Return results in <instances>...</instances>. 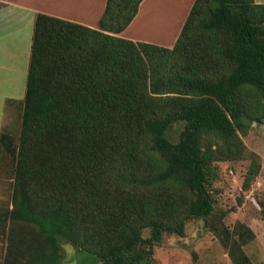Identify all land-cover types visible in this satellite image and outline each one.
Returning a JSON list of instances; mask_svg holds the SVG:
<instances>
[{
	"label": "trees",
	"instance_id": "trees-1",
	"mask_svg": "<svg viewBox=\"0 0 264 264\" xmlns=\"http://www.w3.org/2000/svg\"><path fill=\"white\" fill-rule=\"evenodd\" d=\"M141 1L106 0L97 28L36 14L20 133L0 130L1 264H65L61 239L99 264H148L190 219L252 264L253 232L217 218L210 173L245 157L241 134L264 122V3L194 0L166 47L116 35Z\"/></svg>",
	"mask_w": 264,
	"mask_h": 264
},
{
	"label": "rangeland",
	"instance_id": "rangeland-1",
	"mask_svg": "<svg viewBox=\"0 0 264 264\" xmlns=\"http://www.w3.org/2000/svg\"><path fill=\"white\" fill-rule=\"evenodd\" d=\"M189 1L164 0L160 3L161 6L165 5L168 11L174 9L169 22L172 29L176 27L173 36L176 31L179 34L183 25V21L181 24L180 21L188 8ZM151 5L153 3L145 9H149L152 7ZM151 16L152 13H147L143 19H137L129 30H135L134 25L139 20L141 23H138L137 32L140 36L146 37L149 43L167 46L169 42L163 40V38H167V34L158 33L155 38H151L147 34L149 33L147 31L148 25L145 26V22L149 18L151 19ZM155 33L152 32V34ZM21 113L22 103L19 110H12V113L10 110H6L4 115L5 124L1 131L9 132L14 140L17 139L20 133ZM181 129L182 123L172 125L168 132V138L171 141H176ZM241 138L246 146V156L238 160L217 161L213 164V171L210 173L212 175L211 190L214 208L218 213H223V215L218 214L217 218L229 229L235 222L240 221L244 212H250L262 219L259 201L264 198V122H251L247 133L245 135L241 134ZM249 152H253L254 156H249ZM250 165L255 166L256 172L249 181L248 188H245L244 178ZM11 191V178L0 170V208L11 207ZM148 234L149 229H144L143 236H148ZM161 241L159 246L153 248L151 260L148 264H226L230 260L227 249L223 247L218 238L207 230L201 219H190L185 225V235L183 237L164 234ZM59 244L62 248L65 264H99L97 261H92V257L89 259V257H86L87 255L76 252L66 240L61 239ZM4 247V235L0 230V264L2 263ZM82 257L88 258L89 262L83 260ZM229 263L231 264V262Z\"/></svg>",
	"mask_w": 264,
	"mask_h": 264
},
{
	"label": "crops",
	"instance_id": "crops-1",
	"mask_svg": "<svg viewBox=\"0 0 264 264\" xmlns=\"http://www.w3.org/2000/svg\"><path fill=\"white\" fill-rule=\"evenodd\" d=\"M162 1L164 0H142L136 16L123 31L116 35L135 42H148L146 37L140 36L137 32L138 23H141L139 20L134 25L135 30L129 29L137 19H143L147 13H152V18L145 22V26L148 25L146 30L149 33L147 34L151 38H155L158 33L167 34V38L163 40L169 42L167 46L171 47L178 36L177 31L173 36L176 27L172 29L169 26L174 9L168 11L165 5L161 6ZM254 1L264 3V0ZM189 2L186 15L194 0ZM151 3H153L152 7L145 9ZM105 4L106 0H0V130L5 124L6 110L12 113V110L21 108L36 14L44 13L97 28ZM185 14L180 24L184 22ZM152 32L156 33L152 34ZM240 222L249 227L254 235L243 245V251L252 264H264V220L250 212H244ZM229 262L226 264H230Z\"/></svg>",
	"mask_w": 264,
	"mask_h": 264
}]
</instances>
